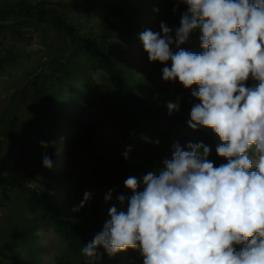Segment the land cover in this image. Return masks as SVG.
I'll return each instance as SVG.
<instances>
[{
    "label": "trees",
    "instance_id": "obj_1",
    "mask_svg": "<svg viewBox=\"0 0 264 264\" xmlns=\"http://www.w3.org/2000/svg\"><path fill=\"white\" fill-rule=\"evenodd\" d=\"M186 10L173 0H0V94L8 91L0 103V205L14 196L24 212L0 242V264H93L81 249L107 220L100 205L120 207L116 197L132 195L124 186L128 177L142 180L162 168L161 160L171 158L166 150L153 164L147 143L157 140L167 147L175 140L187 150L189 142H203L211 147L209 159L215 166L227 163L216 155L220 141L214 133L187 126L191 108L199 103L192 89L172 83L167 90L175 97L172 101L169 94L164 103L152 93L171 62L150 63L145 51L143 58L133 54V40L140 43L143 30L159 31L161 22L178 27ZM200 35L193 32L182 47L201 52ZM92 76L106 81L111 101L106 116L95 124L81 120L75 104V98L81 100L84 113L91 107L87 92L95 91ZM169 101L178 104L171 115ZM70 105L68 116L65 107ZM115 129L131 141L127 159L123 154L129 147L118 145L120 154L108 158L98 148L97 139L109 141ZM55 136L60 169L51 146ZM41 141L50 142L46 152L51 169L43 167ZM65 156L71 158L68 173ZM18 169L30 179L40 174L41 180L30 186ZM86 191L91 199L74 212ZM109 191L112 199L105 203ZM99 252L102 259L96 264H143L139 250L111 257L103 249Z\"/></svg>",
    "mask_w": 264,
    "mask_h": 264
},
{
    "label": "clouds",
    "instance_id": "obj_2",
    "mask_svg": "<svg viewBox=\"0 0 264 264\" xmlns=\"http://www.w3.org/2000/svg\"><path fill=\"white\" fill-rule=\"evenodd\" d=\"M177 2L187 9L178 27L161 22L139 39L150 63L171 62L162 70L165 82L192 89L199 103L187 126L214 133L216 155L227 163L215 166L203 142L187 150L174 143L159 171L124 181L132 195L116 197L120 209L109 207L110 219L81 253L93 264L100 249L110 257L139 250L143 264H264V0ZM195 31L199 53L182 47ZM166 107L169 115L178 111L177 103ZM40 146L43 167L51 169L50 142ZM90 199L86 191L73 211ZM111 199L109 191L105 203Z\"/></svg>",
    "mask_w": 264,
    "mask_h": 264
},
{
    "label": "rangeland",
    "instance_id": "obj_3",
    "mask_svg": "<svg viewBox=\"0 0 264 264\" xmlns=\"http://www.w3.org/2000/svg\"><path fill=\"white\" fill-rule=\"evenodd\" d=\"M173 1L178 3L177 0H173ZM98 4H99L98 9L103 7V5L100 4V2H98ZM181 5H183V4H181ZM149 17L153 18V16H151V15ZM98 18H100V17L98 16ZM144 19H145V16L143 15V20ZM80 22H81V19H80ZM33 35H34V33H33ZM134 38H135V34H134ZM33 42H34V40L31 42V45L33 44ZM50 42H51V40H50ZM58 47H59L58 45H51V48H53V49H57ZM132 49H133L134 55L143 58L145 52H144V47H143L142 42L138 43L135 40H133ZM142 58L141 59L138 58V60L136 58L135 63L138 62L140 64L143 61ZM141 66L139 68H141ZM92 79H93V86L95 88V91L90 90L87 92V94L89 95V98L93 99V103L91 104V107L86 109V112L84 113L83 110H81V107H82L81 100H79L78 98H75V104H76V106H79V109L81 112L80 119L81 120L85 119V121H87L88 123L95 124L99 120H101L103 117L106 116L108 107L111 105V101L109 99L106 81H103L101 76H92ZM172 83L173 82H165L164 80H162L160 83H156V84L152 85L153 86L152 87V93L154 94V96H157L158 99L163 103L166 101V99H168L169 94H171V100H172V98H174L175 95L173 96L172 89H170L169 91L167 90V89H169V86L170 87L173 86L174 83L173 84ZM7 94H8V91L5 88V90H3V92L0 94V103L2 101L3 102L5 101ZM72 106L73 105H70L69 107H67V106L65 107V114L68 113V116L72 114V108H73ZM77 115H78V109H77ZM100 126H101V124H100ZM66 128H67V129H65L66 134H69V133L71 134V131L69 130V128L68 127H66ZM53 142H54L53 151H54V154L56 156V162L55 163H56L57 168L60 169V166L57 163V161H58L57 157L59 154V151H58L59 142H58V139L56 136L53 138ZM130 142H131L130 140L126 141L125 138L121 137L119 134V131L117 129H115V134L113 135V137H111V139L109 141H106L105 139H102V138L97 139V144H98V146H100V147H98V146L97 147L101 148V150L103 151L106 158H108V157H114V156L120 154L121 148L118 145L123 146V147L133 148V146H131ZM70 143H71V141H69V145H70ZM174 143H177V141L170 140L167 144V147L163 146V144H160L159 142L157 143V140L154 142V144L147 143V145H148L147 150L150 147L153 149V152H152V157H153L152 160L154 162L153 164H156L158 162V159H159L158 157H159V154L161 152L166 153V150H167V153L171 154L172 153V147H173ZM180 145H181V147L185 148L181 143H180ZM64 163H65L64 170H66L68 173V171L71 170V168H70L71 158L68 156H65L64 157ZM160 163H161V167H162L163 166L162 160L160 161ZM17 172H19L20 175H23L24 181L30 186H34L36 181H39V179L41 180L40 174L33 173V175H32L33 179H30V175H25L24 172L22 174L21 169H20V171L18 169ZM65 177L68 178L67 174ZM15 198L16 197L13 196L12 199H10L8 202H6V204L4 206L0 205V217L2 218L0 220V242L4 238H6L8 233H10L11 231H14L13 229H15V228H13V225H15V222L17 220H19L21 218V216L23 217V215H24V212L21 209L22 207L20 205H18L17 199H15ZM102 206H105V208H107L111 205H100V213L104 212L105 218H107V220L110 219V217L108 215L109 209L103 210ZM117 208L120 209V207H117ZM124 210H126V207L124 208Z\"/></svg>",
    "mask_w": 264,
    "mask_h": 264
}]
</instances>
